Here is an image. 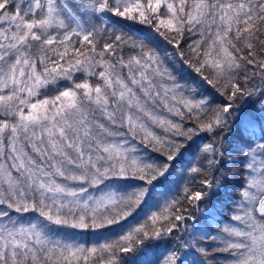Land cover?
Here are the masks:
<instances>
[{
	"label": "snow or ice",
	"instance_id": "1",
	"mask_svg": "<svg viewBox=\"0 0 264 264\" xmlns=\"http://www.w3.org/2000/svg\"><path fill=\"white\" fill-rule=\"evenodd\" d=\"M0 264H264V0H0Z\"/></svg>",
	"mask_w": 264,
	"mask_h": 264
}]
</instances>
